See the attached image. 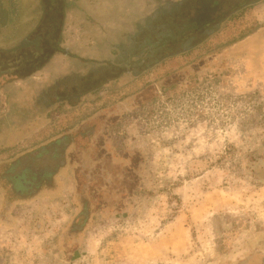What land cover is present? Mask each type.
Instances as JSON below:
<instances>
[{
	"label": "rangeland",
	"instance_id": "obj_1",
	"mask_svg": "<svg viewBox=\"0 0 264 264\" xmlns=\"http://www.w3.org/2000/svg\"><path fill=\"white\" fill-rule=\"evenodd\" d=\"M109 1L85 0L96 16ZM56 10L0 0L4 62L9 49L27 51L41 18L42 37H53L38 72L0 78V264H58L55 241L79 209L78 188L89 220L68 264H235L250 255L264 240V5L189 54L97 92L68 87L80 69L71 58L92 56L71 11L57 23L53 55ZM147 87L154 95L142 99ZM22 182L29 200L10 203Z\"/></svg>",
	"mask_w": 264,
	"mask_h": 264
},
{
	"label": "trees",
	"instance_id": "obj_2",
	"mask_svg": "<svg viewBox=\"0 0 264 264\" xmlns=\"http://www.w3.org/2000/svg\"><path fill=\"white\" fill-rule=\"evenodd\" d=\"M39 1L42 14L46 6L57 9L58 18L52 26L57 40L50 41L53 55L60 51L58 43L62 24L57 26L59 19L70 11L79 13L85 27L79 41L83 52L90 54L92 59L71 58V61L78 62L80 69L77 75L74 73L72 85L68 87L78 91L89 84L87 92H97L105 85L121 83L125 78L134 79L170 59L185 56L218 34L233 19L264 5V0H111L96 16L85 0ZM43 18L38 21L36 30L22 42L29 46L27 51L19 53L15 50L17 47H13L5 54V62L0 58V78L3 81L7 80L11 70L22 75L17 79H25L24 72V75L29 73L31 76L51 59L43 53V44L53 38L50 35L42 37ZM94 49L99 53L93 52ZM96 67L98 71L94 69ZM117 70L121 73L117 74ZM83 71L85 73L81 76ZM170 82L175 84L178 78L173 76ZM153 95V89L147 87L139 97L150 99Z\"/></svg>",
	"mask_w": 264,
	"mask_h": 264
},
{
	"label": "flooded vegetation",
	"instance_id": "obj_3",
	"mask_svg": "<svg viewBox=\"0 0 264 264\" xmlns=\"http://www.w3.org/2000/svg\"><path fill=\"white\" fill-rule=\"evenodd\" d=\"M64 138L67 139L66 137H64ZM64 138H62V139H64ZM52 144H54V143H47L44 146H42L38 151L39 155H41V154H47L48 155V151L50 150ZM20 159H23V157L19 158L18 160H16L15 162L10 164V165H12L11 169H13V167L15 166L17 161H20ZM13 164H14V166H13ZM28 167L29 166H27L26 169ZM57 172L58 171H53L52 172L53 175L51 174V172L47 173V175L51 178H54L55 177L54 175H57ZM18 176L19 177H16L18 179L23 177L20 175H18ZM7 177H5L6 182H7ZM39 177L42 178V174L35 172V178L38 179ZM16 178H14V179H16ZM8 180H10V179H8ZM22 183H24L23 185L20 186L22 190L20 192H18L22 197L14 196V199H16V200L12 199V200H10V203H18L19 202L18 200H21V202L29 200V199L25 198L28 195L27 194L28 189H26L28 186L25 184V182H22ZM84 191L85 190H83L81 188H78L77 191H75L73 201L78 204L76 206H78L79 209L77 211H75V213H73V215H71L69 217L68 222L66 223L65 226H63L62 230L60 231V235L57 236V239L55 241L56 245L54 246L53 251L57 252V253L59 252L61 254V257L58 258V259H60L58 264H68L70 259L74 258V255L72 253L75 252L76 245H78L79 237L83 235L85 228L88 224L89 212H88V208H87V201L84 199L85 198L84 197ZM34 192L35 191H33V193ZM44 193H46V192H44ZM36 229H38V226L36 227ZM33 264H37V263H33ZM235 264H264V240L255 243V246L253 248V252L250 255H248L246 258L237 261Z\"/></svg>",
	"mask_w": 264,
	"mask_h": 264
},
{
	"label": "crops",
	"instance_id": "obj_4",
	"mask_svg": "<svg viewBox=\"0 0 264 264\" xmlns=\"http://www.w3.org/2000/svg\"><path fill=\"white\" fill-rule=\"evenodd\" d=\"M30 33H32V31Z\"/></svg>",
	"mask_w": 264,
	"mask_h": 264
}]
</instances>
